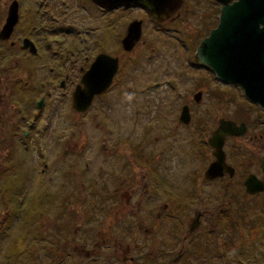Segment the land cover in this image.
<instances>
[{
	"label": "flooded vegetation",
	"instance_id": "obj_1",
	"mask_svg": "<svg viewBox=\"0 0 264 264\" xmlns=\"http://www.w3.org/2000/svg\"><path fill=\"white\" fill-rule=\"evenodd\" d=\"M17 1L20 10V2ZM89 1L107 14L108 12L111 14L113 11L121 12L120 16L127 19L123 23L126 27L125 35L132 21L141 20V36L131 49H126L123 45L125 35H122L117 41L115 50L111 49V43L107 40L106 46L100 48L93 57L94 53L90 54L91 58L90 56L85 57L83 63L86 61L87 67L83 66L85 64H81L78 66L77 71L68 72L65 70L64 73L62 72L63 75L56 76V78L60 77L59 81H56L55 85H50V93L47 91L48 94L59 89V92L66 95L72 89V98L74 91L81 83L83 74L90 68V65L99 54L116 57L118 68L111 85L108 89L96 95L93 98L94 100L115 85L119 76L123 75L122 71L125 64L127 62H129L128 64L133 63L135 59L133 57H136L133 52H136L140 46L143 47L146 42H149L151 49L155 50V44L159 45L156 40L146 33L145 28L148 27L149 22L153 23L152 29L154 32L152 33L155 35H159L158 26H167L162 27L164 32L161 33L168 34L169 40H171L172 35L170 33L173 30L174 32L182 30V27L179 26L187 27L191 16L196 15L197 3L204 5V8L201 9L206 14V19L203 20L202 26L199 25L196 28L198 34L203 36L192 37L191 35L189 38V42H192L190 47H188L187 39H180L176 36V41L180 44H174V47L181 51L183 62H187V67L194 68L195 71L194 73L187 70V74L190 75L187 93H181V99H187L180 107L181 112V108L187 105L191 115L190 121L184 124L187 126V188L180 189L172 183L165 190L164 186H167L169 182L165 183L163 180L160 182V179L157 180L154 177V173L159 175L156 172L158 161L150 158L146 161L147 165H143L136 156L138 164L132 160L131 165L134 167L128 169L129 171L126 167V161L123 160L119 163L121 170L117 175L122 174L123 178L113 187L109 186L112 182H105L106 178L100 181H96L95 176L92 179L90 177L87 179L86 175L81 178L80 152L74 149L77 148L78 144L75 139L68 138L66 143H60L64 145L60 147L62 151L60 153L56 152L59 157L61 156L60 159L64 161L65 166L60 174V182L57 183L58 189L57 187L55 189L50 188V186L41 189L43 192L42 199H45L38 205L41 209L40 214L35 213L39 223V234H43L40 231V218L43 217L48 220L47 216H50L48 213H50L51 207H55L54 218L62 223L64 216L68 213L70 215V212L64 208L65 205H78L80 202L78 199L79 191L86 190L88 193H82L83 197L87 195H90L91 198L98 197L97 202L91 205V207H94L93 217H100L102 212L106 213L97 224L93 223L89 229L92 234H106L103 236V245L98 246L105 252L103 253V262L98 258L95 248L97 242L94 244L93 251L88 250L86 252L87 255L93 253L92 264H164V261L166 264H264V108L250 101L238 84L223 81L217 77L208 65L201 62L198 55V47L201 41L217 25L223 0ZM19 10L18 20L13 25L10 33L5 35V38L0 37V133L3 126H6L3 134L0 135V140H4V137L9 140L16 139V137L23 135V142H27L31 138L37 144L45 136V133L50 130L48 122L36 134L32 132L31 127L33 125H31L30 130L25 129L20 134L17 124H20L18 121L22 122L25 119V115L23 113L15 124L14 113L10 117L13 118V125L7 123L4 125V108L12 106L14 95H16L14 102L18 103L23 100L29 103V95L42 92L34 100L35 107L38 108V110L33 111L34 117H37L38 111H41L40 114H44L41 118H51L46 116L48 112L43 113L44 105L47 103L46 94H43L48 86L46 83L47 75L40 73L41 76H39L37 71L36 76H33V80H31L30 72L18 71L16 68V61H19L17 58H21L16 56L18 41H21V45L19 44L20 52L24 54V50L30 51L29 48L24 47V40H30L31 38H28L27 35L17 34V26L21 18ZM7 16L4 23L0 25V33ZM56 25L57 27H51L53 31H63L64 28L61 25L58 23ZM47 28H41V30L48 32L49 28ZM67 32L69 31L67 30ZM109 38L110 34H108ZM90 44L94 46V42L90 41ZM182 47L185 51L182 50ZM170 48L172 49V47ZM27 55L29 56V54ZM65 59H68V56ZM70 62L71 64L75 63L74 60ZM52 78L56 79L55 76ZM38 79L40 81H37ZM190 83H192V88ZM133 91H135L133 86L132 88H126L125 95H131ZM197 93H200V95H197ZM233 94L238 99L235 103L234 99L229 96ZM226 95L227 97H225ZM205 97L206 102L204 103ZM123 101H125L124 97ZM232 103V113L227 112L231 109L230 104L232 105ZM202 105L204 108H198ZM13 107L16 112V107L14 105ZM26 107L29 112L30 105ZM211 109L213 110L211 111ZM213 111L215 113H212ZM225 112L228 115L220 116L218 114ZM214 117L217 118V122L214 121ZM222 119L233 121L236 128L234 133L225 136L222 147L224 154L221 157L217 148L213 147L209 140ZM122 120H128V118ZM32 121L35 122V120ZM127 140L135 139L129 135L124 137V141ZM135 142L137 141L135 140ZM103 145L105 146V144ZM116 147V145L107 146V148L114 149L113 151H116ZM216 150L217 155L215 154ZM69 153L74 154L77 158L76 161L72 160L70 164L67 163V160L65 161ZM122 154L126 153L122 152ZM135 154H138V151ZM118 158L122 159L123 157ZM127 158L130 159L131 157ZM46 163L44 165L45 169H47ZM213 163H216L217 170L211 172V175H206L207 170ZM87 164L89 162H86V166ZM11 167L13 166L8 168L0 166V176L3 172H7L8 175L15 174L14 169H11ZM137 168L140 172L133 175ZM45 169L43 170L44 173ZM156 177L161 178L160 176ZM250 177L259 181L262 189L255 192L249 191L246 180ZM2 180L1 185L4 181L7 182L5 178H2ZM9 183L11 187L17 186L15 180H8ZM42 185H44V180L36 186ZM172 186L173 189H171ZM135 194L137 196L134 203L133 195ZM155 199L157 203L153 204ZM100 207H104L103 211ZM114 208L117 209V213H121L120 217L123 218L126 214L137 212L140 213V216L134 217L135 219L132 218L134 221H122L123 218L119 217L107 218L109 211L111 212ZM186 210L187 229L182 231L183 221L180 214H185ZM144 218H146L148 225L143 223ZM92 222L93 220L90 217L88 222L83 223V227L78 226L76 233L85 234L86 227ZM63 225H59L58 232H61V234L70 228ZM148 244H150V247L146 246ZM57 245L59 243L56 242L54 247L52 245L48 248L41 246L42 251L48 249L51 254L55 249L54 256L48 257L46 254V257L42 255V252H35L34 255L37 258L40 257V259L39 261L34 259L35 261L30 264H64V255L67 250L65 251L62 246Z\"/></svg>",
	"mask_w": 264,
	"mask_h": 264
},
{
	"label": "rangeland",
	"instance_id": "obj_2",
	"mask_svg": "<svg viewBox=\"0 0 264 264\" xmlns=\"http://www.w3.org/2000/svg\"><path fill=\"white\" fill-rule=\"evenodd\" d=\"M12 1L0 0V25L4 23L7 9ZM19 2L21 18L17 26V34L31 37L30 40L35 43L38 52L33 55L30 54V51L24 50V54H22L19 49L21 41H18L16 56L21 58H17L19 61H16V68L18 71L30 72L31 80H33V76H36L37 71L39 76H41L40 73L47 75L48 86L43 92L46 94L47 103L44 105L43 113L48 112L46 116L51 118H41L44 116V114H40L41 111H38V116L34 117L33 111L38 110L34 100L42 92L29 95V103L23 100L18 103L14 102L16 98L14 95L12 106L4 108V125L5 123L13 125V118L10 117L14 113L16 124L17 119L24 113L25 119L22 122L18 121L20 124H17L20 134L25 129L30 130L31 125H33L32 132L36 134L47 122L50 130L37 144L31 138L27 142L25 141L26 143L23 142V135L16 139L9 140L4 137V140H0V166L4 168L13 166L11 169H14L15 172L10 175L3 172L0 176L7 180L1 185L3 180L0 178V222H4L0 224V264L33 263L32 261L35 260L30 258V252H42L44 255L41 246L48 248L52 245L54 247L56 242L59 243L57 246H62L65 251L67 250L64 255L66 264H92L93 253L87 255L86 252L93 251L95 242L98 243L95 246L98 258L103 262V253L105 252L98 246L103 245V236L106 234L89 232L93 223L97 224L106 214L102 212L100 217H93L94 207L91 205L97 202L98 197L91 198L90 195L83 197L82 193L87 194L88 192L86 190L79 191V204L65 205L64 208L70 212V215L66 214L62 223L54 218L55 207H51L50 213H48L49 210L47 212L50 215L47 216L48 220L40 218V231L43 234H39V223L35 213L40 214L41 209L38 205L45 199H42L41 189L45 186L58 189L57 183L60 182V174L65 166L64 161L60 159L61 156L59 157L56 152L62 151L60 147L64 145L60 143H66L68 138L75 139L78 144L74 149L80 152L81 178L84 175L87 179H89L88 177L92 179L95 176L96 181L106 178L105 182H112L109 186L113 187L123 178L122 174L117 175L121 170L119 163L123 160L126 161L128 170L134 167L131 165L132 160L138 164L136 157L141 160L143 165H147L148 159L154 158L158 161L156 172L159 174L154 173V177L157 180L160 179V182L162 180L165 183L169 182L167 186H164L165 190L172 183L180 189L187 188V126L178 121V114L181 105L187 99H181V93H187V85L190 80L187 70L194 73L195 71L194 68L187 67V62H183L182 53L174 47V44H180L176 41L177 36L180 39H187L188 47H190L192 44L189 42L190 36H200L196 28L199 25L202 26L203 20L206 19V14L201 9L204 8V5L197 3L196 15L191 16L187 27L179 26L182 27V30L178 32L173 30L170 33L171 40H169L168 34L161 33L164 32L162 27L167 26H158L159 35H155L152 33L154 32L153 23L149 22L148 27L145 28L146 33L159 45L155 44V50L151 49L149 42H146L143 47L140 46L136 52H133L137 59L133 57L136 59L133 63L125 64L123 75L119 76L115 85L106 93L95 98L85 111L77 112L72 106V89L66 95L59 92V89L48 94L50 85H55L60 78H56V76L63 75L65 70L68 72L77 71L81 64H85L83 66L87 67V62L83 63L85 57L94 53L93 57L100 48L106 46L107 40L111 43V49L115 50L117 41L122 35H125L126 27L123 23L127 19L121 17L119 11L107 14L89 0H19ZM56 23L64 28L63 31H53L51 27H57ZM47 27L49 28L48 32L41 30V28L46 29ZM108 34H110L109 39ZM90 41L94 42V46L90 44ZM182 50L185 51L184 47ZM66 56L68 59H65ZM71 60H74L75 63L71 64ZM173 60L175 61L173 62ZM50 68L54 69L50 70ZM53 76L56 79H53ZM131 85L135 91L131 95H125L126 88H132ZM190 87L192 88V83H190ZM229 96L234 99V103L238 100L234 94ZM123 97L125 101H123ZM13 105L16 107V112ZM28 105H30L29 112L26 109ZM230 107L231 109L228 111L225 110L232 113L233 103L230 104ZM198 108L202 109L204 106ZM218 114L224 116L227 113ZM127 118L128 120H122ZM214 121L217 122L216 117H214ZM4 129L6 126H3L0 135L3 134ZM129 135L137 142L135 140L124 141V137ZM103 144L108 147L116 145V151ZM136 151L138 154H135ZM122 152L126 154H122ZM120 156L123 158L119 159ZM76 159L74 154L69 153L65 161L67 160V163L70 164L72 160L76 161ZM86 162H89L87 166ZM45 163L47 169H45ZM136 172H140L138 168L133 172V175ZM8 180H15L17 186L11 187ZM43 180L44 185L36 186ZM159 193L162 194L161 191ZM136 196V194L133 195L134 203ZM155 203H157L156 199L153 201V204ZM100 209L103 211L104 207H100ZM116 210L114 208L111 212L109 211L107 218H123L120 217L121 213H117ZM185 212V214H180L183 221L182 231L187 229V210ZM136 216L139 217L140 213L126 214L122 221H134L132 218ZM90 217L93 222L89 226L86 225L85 234H81V232L77 234L78 226L83 227V223L88 222ZM146 221L144 218L143 223L148 225ZM60 224L70 227L62 233L63 235L58 232ZM146 246L150 247V244ZM48 251L50 252V250ZM54 251L55 249L53 255ZM164 264H166L165 261Z\"/></svg>",
	"mask_w": 264,
	"mask_h": 264
},
{
	"label": "water",
	"instance_id": "obj_3",
	"mask_svg": "<svg viewBox=\"0 0 264 264\" xmlns=\"http://www.w3.org/2000/svg\"><path fill=\"white\" fill-rule=\"evenodd\" d=\"M19 3L13 0L8 9L6 22L0 37L5 38L18 20ZM141 20L132 21L123 38V45L131 49L141 36ZM24 47L32 54L37 52L35 44L24 40ZM198 55L223 81L238 84L245 96L264 108V0H223L216 27L201 41ZM118 68V60L110 55L99 54L85 71L80 85L72 97V106L77 112L85 111L93 98L108 89ZM200 95V93H197ZM199 101V100H197ZM191 115L187 105L181 108L179 121L187 124ZM236 124L222 119L214 131L210 144L223 156V143L227 134L234 133ZM215 152L217 155L218 152ZM217 170L211 164L206 175ZM251 192L262 189L259 181L246 180Z\"/></svg>",
	"mask_w": 264,
	"mask_h": 264
},
{
	"label": "trees",
	"instance_id": "obj_4",
	"mask_svg": "<svg viewBox=\"0 0 264 264\" xmlns=\"http://www.w3.org/2000/svg\"><path fill=\"white\" fill-rule=\"evenodd\" d=\"M215 23H216V22H215ZM3 223H4L3 221L0 222V224H3ZM30 254H31V257H30L31 259H35V260H38V261H39L40 257L37 258V257L34 255V253H30ZM43 254H44L45 256H46V254H47L48 257H53V256H54L53 254H51V252H49V251H47V250H46V251H43ZM45 256H44V257H45ZM47 256H46V257H47ZM44 257H43V259H44ZM64 264H66L65 259H64Z\"/></svg>",
	"mask_w": 264,
	"mask_h": 264
}]
</instances>
